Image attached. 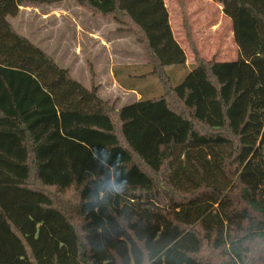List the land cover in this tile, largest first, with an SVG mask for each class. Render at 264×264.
I'll return each instance as SVG.
<instances>
[{
  "label": "trees",
  "instance_id": "trees-1",
  "mask_svg": "<svg viewBox=\"0 0 264 264\" xmlns=\"http://www.w3.org/2000/svg\"><path fill=\"white\" fill-rule=\"evenodd\" d=\"M58 1L0 0V264H264V0H218L232 61L184 17L190 69L165 0H76L143 47L120 108L10 20ZM150 75L162 92L143 96Z\"/></svg>",
  "mask_w": 264,
  "mask_h": 264
},
{
  "label": "rangeland",
  "instance_id": "rangeland-1",
  "mask_svg": "<svg viewBox=\"0 0 264 264\" xmlns=\"http://www.w3.org/2000/svg\"><path fill=\"white\" fill-rule=\"evenodd\" d=\"M180 1L183 2V6ZM189 3V21L201 54L207 59L216 58L220 61L237 59L239 50L232 32V19L223 15L218 2L216 0H189ZM166 4L171 12L174 36L185 49L188 60L187 69H190V64L195 60V54L184 27V17L187 18V0H166ZM76 6L73 2L71 5V1L64 3L63 23L59 21L57 24L54 14L42 16L41 13L47 11L55 12L54 8L49 10L48 7L43 6H30L22 14L10 20L19 33L43 48L61 66L68 68L74 78L87 87L97 86L99 95L114 104L115 108L134 102L139 94L134 90L126 91L118 80L123 76L126 78L131 70L145 71L150 68L149 66L146 69L142 65V62H145L142 45L137 44L132 35L119 32L118 24L124 26L121 23L117 26L113 23L114 27L104 35L106 43L100 42L99 39L91 41L88 37L78 36L68 17L71 18L73 11H79L80 16L85 20L92 16ZM78 44L80 51H76ZM92 49L93 55H90ZM91 59H94V62H91ZM127 63L130 64L127 65L130 68L125 65ZM168 69L174 71L175 81H179L185 72L181 67L170 66ZM157 80V77L150 75L140 82L143 96L158 95L162 92V87ZM164 195L172 196L169 192ZM59 196L64 201L69 200L72 204L75 203L76 195L73 190L65 191ZM71 217L76 223L79 222L77 215L71 214Z\"/></svg>",
  "mask_w": 264,
  "mask_h": 264
},
{
  "label": "crops",
  "instance_id": "crops-1",
  "mask_svg": "<svg viewBox=\"0 0 264 264\" xmlns=\"http://www.w3.org/2000/svg\"><path fill=\"white\" fill-rule=\"evenodd\" d=\"M68 1H71V5H72V2H73L74 5H77L81 10H84V11L88 12L92 16L91 18H87V20H85L84 18H82V16H80L79 11L78 12L73 11V14L71 15V18L68 17L70 23L73 26L72 28L77 33V35L78 36H83L85 38L88 37L89 40H91V41L95 40V39H97V40L99 39L100 42L106 43V40L104 39V35L109 33L110 30L114 27L113 23L117 26L118 22H116L112 17L94 15L91 11H89L88 9L84 8L83 6H81L76 0H61V1H58V2H54V3H41L39 5H33V4H30V3H24V4H22L20 6L21 10H20L19 14H22L23 11H26V9L28 7H30V6H32V7H42V6L43 7H48L49 10L54 8L55 12L47 11V12L41 13V15L46 17V16H49V15L51 16V15L54 14L56 19H57V24H58L59 21H61V23H63L64 15H65V10L63 8V5H64V3H68ZM216 1L220 5L221 10L223 12V15H226L224 13V11H223L222 4L218 0H216ZM165 4H166V0H165ZM166 6H167V4H166ZM167 8H168V6H167ZM188 8H190L189 0H187V15H188V18H189ZM168 11H169V8H168ZM17 16H15L13 18H16ZM96 18H98V19H96ZM169 20H170V23H171V26H172V30H173V25H172V21H171V12L170 11H169ZM118 29H119V32H121V33L124 32V33L132 35V38H134V41L137 44H140V43L137 42V40L135 38V35L132 32L127 31L124 26H119V24H118ZM232 32H233V29H232ZM79 47L80 46L78 44V48H76V51H80ZM82 51H83V48H82ZM90 53H91L90 55H93V49L90 51ZM93 58L95 59V55L93 56ZM94 59H91V62L92 61L94 62ZM142 63H143L142 65H144L145 62H142ZM125 65L127 66V65H130V64L127 63ZM125 90L129 92L130 89L125 88ZM137 97L138 98L135 101L139 100L140 94Z\"/></svg>",
  "mask_w": 264,
  "mask_h": 264
}]
</instances>
